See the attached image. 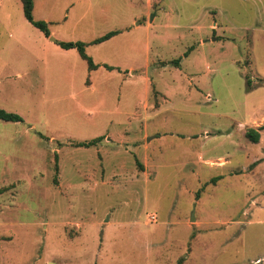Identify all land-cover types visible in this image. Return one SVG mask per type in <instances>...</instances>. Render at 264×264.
<instances>
[{
  "label": "rangeland",
  "instance_id": "374dc122",
  "mask_svg": "<svg viewBox=\"0 0 264 264\" xmlns=\"http://www.w3.org/2000/svg\"><path fill=\"white\" fill-rule=\"evenodd\" d=\"M33 19L49 38L0 4V109L21 117L0 120V264H264V0H34Z\"/></svg>",
  "mask_w": 264,
  "mask_h": 264
},
{
  "label": "trees",
  "instance_id": "16d2710c",
  "mask_svg": "<svg viewBox=\"0 0 264 264\" xmlns=\"http://www.w3.org/2000/svg\"><path fill=\"white\" fill-rule=\"evenodd\" d=\"M19 1L21 3L22 13H23L25 20L29 24H31L33 27L38 29L44 35V37L49 38L50 31L48 29V24L44 21H36L33 19V0H19ZM118 33H119L118 31L108 32L105 35L98 37L97 39L93 40L91 42V44H100L102 42H105ZM55 44L63 50L75 49L77 54L79 55V57L86 62L87 68L89 71H94L99 67V65L94 64L92 62V58L89 57L85 53V47H86L85 43H82L79 41L78 42H62V41L57 42V41H55ZM173 63L177 65L178 60H175ZM103 67H105L107 70L113 69L111 66H107V65H103ZM247 84H249L248 81H247ZM0 120L5 121V122L16 123V122L21 121V117L16 115V114L8 113V112L0 109ZM260 129H264V125ZM246 137L249 141L256 144L259 140L260 135H259L258 131L250 129L246 132ZM100 141H101V137H97V138H94V139L89 140V141L76 143L75 147H77V148H90L92 146H95ZM56 170H57V168L55 166V171ZM216 180H217V178L213 179L212 181L215 182Z\"/></svg>",
  "mask_w": 264,
  "mask_h": 264
},
{
  "label": "water",
  "instance_id": "95a60500",
  "mask_svg": "<svg viewBox=\"0 0 264 264\" xmlns=\"http://www.w3.org/2000/svg\"><path fill=\"white\" fill-rule=\"evenodd\" d=\"M153 16H154V15H151V16H150V19H149V20H150V22L152 21V19H153ZM51 40H53V39L51 38ZM193 220H194V217H193V213H192V216H191V219H190V221H193Z\"/></svg>",
  "mask_w": 264,
  "mask_h": 264
},
{
  "label": "crops",
  "instance_id": "0c3cea01",
  "mask_svg": "<svg viewBox=\"0 0 264 264\" xmlns=\"http://www.w3.org/2000/svg\"><path fill=\"white\" fill-rule=\"evenodd\" d=\"M2 1H6V0H0V4L2 3ZM20 2V1H19ZM20 5H21V3H20ZM22 8V7H21ZM33 10H34V0H33ZM51 34V33H50ZM50 45V44H49ZM57 47H59V46H57ZM60 48V47H59ZM61 49V48H60ZM61 50H63V49H61ZM64 51V50H63ZM66 51V50H65Z\"/></svg>",
  "mask_w": 264,
  "mask_h": 264
}]
</instances>
